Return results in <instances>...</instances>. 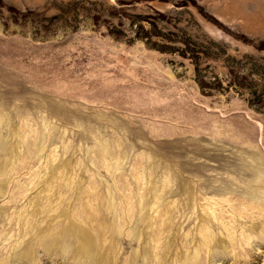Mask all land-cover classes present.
<instances>
[{"label":"rangeland","instance_id":"374dc122","mask_svg":"<svg viewBox=\"0 0 264 264\" xmlns=\"http://www.w3.org/2000/svg\"><path fill=\"white\" fill-rule=\"evenodd\" d=\"M0 264H264V0H0Z\"/></svg>","mask_w":264,"mask_h":264},{"label":"bare ground","instance_id":"6f19581e","mask_svg":"<svg viewBox=\"0 0 264 264\" xmlns=\"http://www.w3.org/2000/svg\"><path fill=\"white\" fill-rule=\"evenodd\" d=\"M18 186H19V185H18ZM18 186H17V187H18ZM70 227H71V226H70ZM77 230H78V228H77ZM75 233H76V232H75ZM82 234H83V233H82ZM49 244H50V243H49ZM91 252H92V251H91ZM167 253H168V252H167ZM103 256H104V255H103ZM93 257H94V256H93ZM99 258H100V257H98V260H99Z\"/></svg>","mask_w":264,"mask_h":264}]
</instances>
